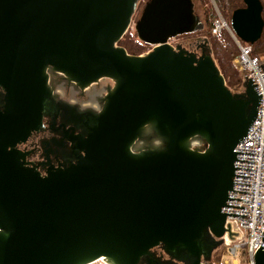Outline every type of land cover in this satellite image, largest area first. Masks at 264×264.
<instances>
[{
  "label": "water",
  "instance_id": "obj_1",
  "mask_svg": "<svg viewBox=\"0 0 264 264\" xmlns=\"http://www.w3.org/2000/svg\"><path fill=\"white\" fill-rule=\"evenodd\" d=\"M137 1L0 0V264H137L158 245L204 264V233L210 255L222 244L226 215L245 216L222 209L227 199L240 200L228 198L232 184L248 185L234 176L252 178L234 175L242 169L235 161L251 162L236 160L234 150L261 95L250 79L242 97L232 94L205 39L200 55L168 44L203 29L192 0H149L135 33L153 49L128 55L117 44ZM241 2L228 28L252 45L262 34L263 5ZM48 67L83 85L110 77L116 87L83 155L41 176L16 146L40 125ZM146 125L165 147L135 154L130 147ZM198 139L203 149L192 148ZM254 264H264V246Z\"/></svg>",
  "mask_w": 264,
  "mask_h": 264
},
{
  "label": "flooded vegetation",
  "instance_id": "obj_2",
  "mask_svg": "<svg viewBox=\"0 0 264 264\" xmlns=\"http://www.w3.org/2000/svg\"><path fill=\"white\" fill-rule=\"evenodd\" d=\"M192 43L196 48L190 45L187 51L197 55L204 51L201 42ZM44 75L47 95L42 103L40 125L25 142L16 146L17 150L25 154L27 166L41 176H45L48 171L73 165L83 155L81 144L96 125V120L105 110L116 87V81L110 77L83 85L51 67L45 69ZM232 94L242 97L241 90L233 91ZM3 98L4 91L0 88V111L3 109ZM191 146L194 149H203L205 144L198 139ZM164 147V140L156 134L154 128L146 125L132 143L130 151L135 154H150L161 151ZM211 240L207 232L200 240L203 247L201 262L204 264H212L211 254L208 255ZM191 263V258L184 250L168 251L165 246L158 245L141 257L137 264Z\"/></svg>",
  "mask_w": 264,
  "mask_h": 264
},
{
  "label": "built area",
  "instance_id": "obj_3",
  "mask_svg": "<svg viewBox=\"0 0 264 264\" xmlns=\"http://www.w3.org/2000/svg\"><path fill=\"white\" fill-rule=\"evenodd\" d=\"M222 29L230 33L228 24L219 17L211 33L217 35ZM234 41L239 50L234 64L243 73V79H250L256 94L261 96L255 119L234 150L238 152L236 160L251 161H235L234 168L253 170L234 169V175L252 178L234 176L233 183L248 185L232 184V190L248 193L229 191L228 198L240 200L227 199L226 205L230 207L222 209L226 214L245 216L226 215L225 233L221 238L224 251L212 264H254V254L259 246H264V240L261 241L264 238V71L258 61L250 57L251 47ZM223 254L228 257H223Z\"/></svg>",
  "mask_w": 264,
  "mask_h": 264
},
{
  "label": "trees",
  "instance_id": "obj_4",
  "mask_svg": "<svg viewBox=\"0 0 264 264\" xmlns=\"http://www.w3.org/2000/svg\"><path fill=\"white\" fill-rule=\"evenodd\" d=\"M213 1L216 5V8L218 9V12L227 24H229L232 12L243 7L241 0ZM202 11L203 17L202 21L200 22L203 24V29L197 33L202 37V39L207 41L211 50L212 59L215 62L220 74L222 75L226 87L230 91L232 90L231 92L239 91L241 90V85L243 82V73L240 72L237 66L234 64V60L239 54L238 47L233 37L227 30L222 29L217 35H213L211 33L214 22L218 19L214 9L203 8ZM262 19L264 22V6L262 11ZM191 35L194 34L184 35V37H190ZM240 44L243 46L248 45L241 41ZM117 45L123 48L126 53L131 56H138L142 54L149 46L140 42L136 36V33L131 34L128 31ZM249 46L251 47L250 57L257 60L264 71V26L259 40Z\"/></svg>",
  "mask_w": 264,
  "mask_h": 264
},
{
  "label": "rangeland",
  "instance_id": "obj_5",
  "mask_svg": "<svg viewBox=\"0 0 264 264\" xmlns=\"http://www.w3.org/2000/svg\"><path fill=\"white\" fill-rule=\"evenodd\" d=\"M148 1L149 0H138L137 1L136 7H135V12L132 15L131 23H130V26H129L128 30H127L129 33H131V34L135 33V24L139 20L140 15H141V13L143 11V8H144V6L146 5V3ZM261 2L263 4V6H264V0H261ZM192 3H193V6H194V14L200 21H202V17H203L202 16L203 8H205V9L213 8L215 13L218 16V19H219V17L222 18V16L218 12V9L216 8V5H215L213 0H192ZM218 19L216 21H218ZM215 22H214V24H215ZM196 33H194V35H191L190 37L180 36V37H176L174 39H170L168 41V44L172 48L180 46V47H182L185 50L189 49L190 45H192V48H196L195 46H193L194 43H192V41L201 42L202 44L204 42V41H202L203 40L202 37L198 33L197 34ZM206 45L208 46V43H206ZM151 50H152L151 47L148 46V48L142 54H147ZM142 54H140V55H142ZM140 55H138V56H140ZM223 251L224 250H223L222 246H219L212 252V254H211L212 263H215L219 259L220 255L223 253ZM223 257H228V256L226 254H223ZM92 264H108V263L105 260H100V261L98 260V261H96L95 263H92Z\"/></svg>",
  "mask_w": 264,
  "mask_h": 264
},
{
  "label": "bare ground",
  "instance_id": "obj_6",
  "mask_svg": "<svg viewBox=\"0 0 264 264\" xmlns=\"http://www.w3.org/2000/svg\"><path fill=\"white\" fill-rule=\"evenodd\" d=\"M100 260H104V259L101 258V259H99V261H100ZM97 261H98V260H97ZM95 262H96V261H95ZM95 262H93V263H95Z\"/></svg>",
  "mask_w": 264,
  "mask_h": 264
}]
</instances>
